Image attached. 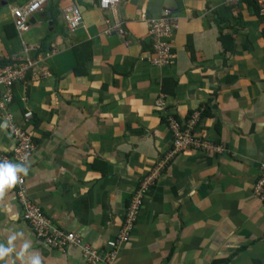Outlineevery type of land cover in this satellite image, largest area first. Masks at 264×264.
I'll list each match as a JSON object with an SVG mask.
<instances>
[{"label": "crops", "instance_id": "1", "mask_svg": "<svg viewBox=\"0 0 264 264\" xmlns=\"http://www.w3.org/2000/svg\"><path fill=\"white\" fill-rule=\"evenodd\" d=\"M71 4L81 7L83 22L68 36L60 14ZM49 6L27 34L6 41L3 27L17 6L0 4V62L56 33L47 37L52 50L38 53L47 67L25 71L10 106L33 142L30 152L18 153L29 167L28 197L110 264H264V201L254 195L264 167V21L255 5ZM165 8L179 15L171 42L176 60L158 68L146 17L159 18ZM110 28L126 30V38ZM29 56L35 62L36 53ZM163 94L166 109L158 111L154 101ZM29 110L34 120H25ZM197 111L203 114L195 131L214 148L186 149L156 171L172 148L168 119L183 126ZM16 145L0 120V152L11 154ZM151 177L133 233L110 259L107 243ZM12 236L13 251L0 264H28L36 253L41 264H88L79 246L60 251L36 237L15 186L0 195V243L7 246Z\"/></svg>", "mask_w": 264, "mask_h": 264}, {"label": "built area", "instance_id": "2", "mask_svg": "<svg viewBox=\"0 0 264 264\" xmlns=\"http://www.w3.org/2000/svg\"><path fill=\"white\" fill-rule=\"evenodd\" d=\"M123 1L124 0H99V4L103 10H111ZM244 1L253 3L257 8L258 15L264 19V0H224V3L227 6H233ZM46 2L47 0H32L24 6L14 10V18L16 20L17 29L20 32L28 30L30 18L35 11L46 4ZM62 17L65 26L70 32H75L83 22L81 10L76 5L64 9ZM146 21L149 35L153 40L152 46L157 56L153 59V65L158 68L173 65L176 60V55L173 53L171 42L174 32L179 28L178 15H176L172 9L166 8L159 18L146 17ZM110 31H117L119 36L124 39L126 38V30H122L121 28H116L114 30V28H110ZM35 49V46L26 45L25 53L27 54L30 50ZM23 59L29 61L27 57L18 58L20 61ZM16 60L17 58L14 56L13 62H16ZM15 67L16 68L11 66H0V120L5 122L8 131L17 140V145L11 154L0 152V161L8 160L13 163L23 164L26 160L19 156L18 153L22 155V153L30 152L33 148V142L25 129L16 124L10 106L13 103L12 87L17 80L22 79L25 71L29 69L30 64L26 65L23 63L20 67L17 65ZM155 105L158 111L165 110L166 102L164 101V97L162 96L157 99ZM201 114L202 111L195 112L189 122L183 125L184 127H182L176 119H168L170 133L172 134V148L165 157V165H163V163L158 164L156 171L166 167L168 161L173 160L186 149L205 151L214 148L210 141L195 135V127L200 122ZM24 118L27 121L34 120V112L29 110L25 113ZM152 177L146 180L147 182L145 186H142L140 193L136 194L133 198L118 236L107 243L110 251L107 256L110 259L115 256L114 251L111 250H116L119 244L129 240V236L133 230L135 221L138 219L143 202L141 192H146L147 185ZM25 182V178L22 177L15 185V187H17V196L22 206L23 218L33 229L38 239L42 240L49 247L60 251H66L73 246H79L88 264H110L108 260L101 258L98 253L93 252L91 250L92 248L81 245V240L78 235L65 232L55 226L52 220L43 213L40 207L28 197ZM254 195L259 200L264 201V167L261 169L259 179L255 184Z\"/></svg>", "mask_w": 264, "mask_h": 264}, {"label": "clouds", "instance_id": "3", "mask_svg": "<svg viewBox=\"0 0 264 264\" xmlns=\"http://www.w3.org/2000/svg\"><path fill=\"white\" fill-rule=\"evenodd\" d=\"M30 1H32V0H30ZM29 1V2H30ZM51 0H47V2H46V4H44L43 6H41V8H39L37 11H35V13L36 12H38V11H42V12H45V10H46V8H47V6H49V5H51V2H50ZM99 1V0H98ZM28 2V3H29ZM27 4V3H26ZM223 4L227 7V5L224 3V0H223ZM72 5H76V6H78L79 7V5L78 4H71V5H69V6H67V7H65V8H63L62 10H61V21H62V28L64 29V31H65V35H73L75 32H70L69 30H68V28L65 26V24H64V21H63V10L64 9H66V8H68V7H70V6H72ZM49 7H51V6H49ZM99 7H100V9L101 10H103L102 8H101V6H100V4H99ZM16 8H14L13 9V16H14V10H15ZM79 9H80V7H79ZM166 9V8H165ZM170 9V8H169ZM81 10V9H80ZM164 11V10H163ZM176 15H178V13L177 12H175V11H173ZM34 13V14H35ZM48 14H50V15H53L52 13H49V12H47ZM82 13V12H81ZM163 13V12H162ZM33 14V16L30 18V21L34 18L35 19V15ZM257 14H258V11H257ZM259 16V15H258ZM82 17H83V14H82ZM178 17H179V15H178ZM260 17V16H259ZM261 18V17H260ZM15 19V18H14ZM262 19V18H261ZM263 21H264V19H262ZM35 21H36V19H35ZM82 25V24H81ZM177 31V30H176ZM175 33V32H174ZM173 36H174V34H173ZM172 40H173V37H172ZM27 45V44H26ZM26 45H24V47L26 46ZM27 46H35L36 47V49L35 50H30L27 54L24 52L22 55L20 54V57L22 58V57H27V58H29V61L28 60H25V59H23V60H21V62H25L24 64H26V65H28V64H30V67H32V66H37L38 67V65L40 64V62H42V61H44L45 60V58L42 60L41 58V56H40V58H39V55H38V51H39V47L40 46H38L37 47V45H27ZM25 49V48H24ZM31 52H35L36 53V59L34 60L35 62H32V61H30L31 59H30V56H29V54L31 53ZM29 67V68H30ZM46 69V68H45ZM44 69V70H45ZM46 74L48 75V76H50V72H49V70L46 72ZM160 97H162V96H160ZM160 97H158L157 99H159ZM164 97V96H163ZM157 99H155V101H154V107H155V109H156V105H155V102H156V100ZM164 101L166 102V99H164ZM170 132V131H169ZM171 134V133H170ZM172 136V135H171ZM165 168V167H164ZM28 172H29V167L28 166H26V165H24V164H19V163H13V162H10V161H8V160H3V161H0V195H3L4 193H5V190H7V189H12L16 184H17V182H18V180H20L22 177H24V176H27L28 175ZM135 194V193H134ZM143 202H144V200H143ZM130 205V204H129ZM129 205H128V208H129ZM128 208H127V211H128ZM141 209H142V207H141ZM141 209H140V212H141ZM127 211H126V215H127ZM126 215H125V217H124V220H123V224H124V221H125V218H126ZM139 215H140V213H139ZM139 215H138V218H139ZM138 221V219L135 221V224H134V227H133V230H134V228H135V226H136V222ZM123 224H122V226H123ZM121 226V227H122ZM121 229V228H120ZM132 230V231H133ZM133 232H131V234H132ZM17 235H22V234H20V233H17ZM16 238V236H12V237H10L9 238V240H8V244H7V246H5L3 243H0V261H3V259H4V257H7V256H9V254L13 251V247H12V241L14 240ZM24 247L25 248H29L30 247V244L28 243V242H25V245H24ZM28 264H41V257H40V255L38 254V253H36V254H33V255H31L30 257H29V261H28Z\"/></svg>", "mask_w": 264, "mask_h": 264}, {"label": "trees", "instance_id": "4", "mask_svg": "<svg viewBox=\"0 0 264 264\" xmlns=\"http://www.w3.org/2000/svg\"><path fill=\"white\" fill-rule=\"evenodd\" d=\"M30 0H0V4H4V5H6V4H12V5H14V6H17V8H20V7H22V6H24L26 3H28ZM242 3H245V1L244 2H241L240 4H242ZM237 6H239V4H237V5H233V6H227V8H229V9H232V8H236L237 9ZM40 12H42V11H38V12H36L34 15V17H35V19L37 20V19H39V18H41L40 16H39V13ZM147 22V21H146ZM42 23L44 24V27H47L48 25H46L47 23H46V21H42ZM36 25V22H34V23H32L30 20H29V28H28V30L27 31H25V32H20L18 29H17V25H16V20L15 19H12V21L11 22H9V24H6V25H4V27H3V31H4V35H3V39L4 40H6V41H11V40H14V39H18V38H21V36L24 34H27L30 30H31V28L32 27H34ZM53 35L54 34H56L55 32L54 33H52ZM52 34L50 33V34H48V38H50L51 36H52ZM150 36V35H149ZM44 38L45 40H43L42 42H41V44L39 45L40 47V49H39V51H38V53L39 52H43V51H51L52 50V47H51V41H52V39L51 40H48V38ZM150 39H151V46L153 45V40H152V37L150 36ZM89 50H91V48H89ZM152 52L154 51V49H153V47H152V50H151ZM16 57L17 58V60H16V62H13V57ZM20 57V54H15V55H13V56H11V57H9V59H7V60H4V61H2V62H0V66L1 67H5V66H11V67H13V68H16L15 66L17 65L18 67H20L23 63H25V62H21L20 60H18V58ZM46 62H45V60L44 61H42V62H40V66H42V67H47L46 66ZM39 66V65H38ZM45 69V68H44ZM18 81H20V80H17L15 83H14V86L12 87V92H13V103L17 100V98H18V90L16 91V86L18 85L17 83H18ZM164 95V94H163ZM164 99H166V96L164 95ZM12 103V104H13ZM194 113H191L190 114V117L189 118H191L192 116L191 115H193ZM202 114H203V111H202ZM188 118V119H189ZM190 120V119H189ZM189 120H188V122H189ZM187 122V123H188ZM182 127H184V126H182ZM196 130V129H195ZM172 135V134H171ZM195 135L197 136V133H196V131H195Z\"/></svg>", "mask_w": 264, "mask_h": 264}, {"label": "rangeland", "instance_id": "5", "mask_svg": "<svg viewBox=\"0 0 264 264\" xmlns=\"http://www.w3.org/2000/svg\"><path fill=\"white\" fill-rule=\"evenodd\" d=\"M50 2H52V0H51ZM79 7H80V6H79ZM80 8H81V7H80ZM41 14H42V13L40 12V13H39V16H41ZM49 24H50V22H49Z\"/></svg>", "mask_w": 264, "mask_h": 264}, {"label": "water", "instance_id": "6", "mask_svg": "<svg viewBox=\"0 0 264 264\" xmlns=\"http://www.w3.org/2000/svg\"><path fill=\"white\" fill-rule=\"evenodd\" d=\"M31 22L34 23V22H35V19L33 18V19L31 20Z\"/></svg>", "mask_w": 264, "mask_h": 264}]
</instances>
